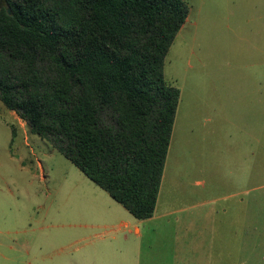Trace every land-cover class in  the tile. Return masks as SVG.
<instances>
[{
    "label": "rangeland",
    "instance_id": "rangeland-1",
    "mask_svg": "<svg viewBox=\"0 0 264 264\" xmlns=\"http://www.w3.org/2000/svg\"><path fill=\"white\" fill-rule=\"evenodd\" d=\"M185 2L165 59L181 95L158 210L210 214L195 226L209 264H264V0ZM112 200L0 100V264H80Z\"/></svg>",
    "mask_w": 264,
    "mask_h": 264
},
{
    "label": "trees",
    "instance_id": "trees-1",
    "mask_svg": "<svg viewBox=\"0 0 264 264\" xmlns=\"http://www.w3.org/2000/svg\"><path fill=\"white\" fill-rule=\"evenodd\" d=\"M185 0H0V100L140 221L156 210ZM14 134V128H12Z\"/></svg>",
    "mask_w": 264,
    "mask_h": 264
},
{
    "label": "crops",
    "instance_id": "crops-1",
    "mask_svg": "<svg viewBox=\"0 0 264 264\" xmlns=\"http://www.w3.org/2000/svg\"><path fill=\"white\" fill-rule=\"evenodd\" d=\"M112 201L99 206L98 221L85 233L80 264H158L157 257L165 264H209L210 245L195 228L196 219L198 224L209 220L208 212L182 217L173 208L159 211L157 201L153 216L140 221ZM166 233L170 242L164 246L160 239Z\"/></svg>",
    "mask_w": 264,
    "mask_h": 264
}]
</instances>
